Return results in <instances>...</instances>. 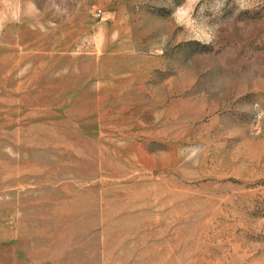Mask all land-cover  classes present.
I'll use <instances>...</instances> for the list:
<instances>
[{
    "label": "rangeland",
    "instance_id": "1",
    "mask_svg": "<svg viewBox=\"0 0 264 264\" xmlns=\"http://www.w3.org/2000/svg\"><path fill=\"white\" fill-rule=\"evenodd\" d=\"M0 264H264V0H0Z\"/></svg>",
    "mask_w": 264,
    "mask_h": 264
}]
</instances>
